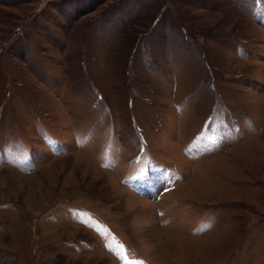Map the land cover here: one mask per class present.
I'll list each match as a JSON object with an SVG mask.
<instances>
[{
	"label": "rangeland",
	"instance_id": "obj_1",
	"mask_svg": "<svg viewBox=\"0 0 264 264\" xmlns=\"http://www.w3.org/2000/svg\"><path fill=\"white\" fill-rule=\"evenodd\" d=\"M0 264H264V0H0Z\"/></svg>",
	"mask_w": 264,
	"mask_h": 264
},
{
	"label": "snow or ice",
	"instance_id": "obj_2",
	"mask_svg": "<svg viewBox=\"0 0 264 264\" xmlns=\"http://www.w3.org/2000/svg\"><path fill=\"white\" fill-rule=\"evenodd\" d=\"M204 228H206L207 227V225H204L203 226ZM200 230H203V229H200ZM121 247H123L122 245H121ZM125 259H127V257L125 256Z\"/></svg>",
	"mask_w": 264,
	"mask_h": 264
}]
</instances>
